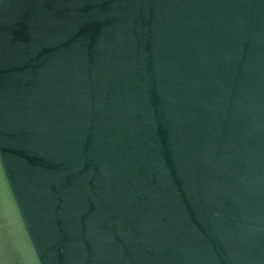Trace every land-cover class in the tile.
I'll list each match as a JSON object with an SVG mask.
<instances>
[{
  "label": "water",
  "instance_id": "water-1",
  "mask_svg": "<svg viewBox=\"0 0 264 264\" xmlns=\"http://www.w3.org/2000/svg\"><path fill=\"white\" fill-rule=\"evenodd\" d=\"M0 264H264V0H0Z\"/></svg>",
  "mask_w": 264,
  "mask_h": 264
}]
</instances>
